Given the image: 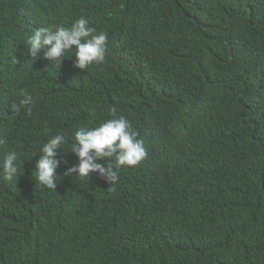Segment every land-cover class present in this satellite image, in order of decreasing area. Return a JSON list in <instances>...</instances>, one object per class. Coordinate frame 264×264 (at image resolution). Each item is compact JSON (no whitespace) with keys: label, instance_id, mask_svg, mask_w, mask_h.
I'll return each instance as SVG.
<instances>
[{"label":"trees","instance_id":"1","mask_svg":"<svg viewBox=\"0 0 264 264\" xmlns=\"http://www.w3.org/2000/svg\"><path fill=\"white\" fill-rule=\"evenodd\" d=\"M81 16L102 63L32 61L35 29ZM113 109L146 158L112 186L65 176L75 131ZM56 135L54 191L34 170ZM0 140L23 162L0 170V264H264V0H0Z\"/></svg>","mask_w":264,"mask_h":264},{"label":"clouds","instance_id":"2","mask_svg":"<svg viewBox=\"0 0 264 264\" xmlns=\"http://www.w3.org/2000/svg\"><path fill=\"white\" fill-rule=\"evenodd\" d=\"M95 33L89 27V21L81 16L75 20L70 27H41L35 29L27 39V54L34 62L37 59V51L44 48V59L54 62L59 66L65 59V53L72 52L74 65L79 69H87L93 63H102L105 59L107 34L103 31ZM69 56V57H71ZM20 105H13L12 112L19 113L24 107L28 114L31 113L33 98L23 93ZM101 122L98 126L89 128L78 127L74 133L75 142L71 146V152L78 158V163L66 170L65 176H77L88 179L92 173L107 180L112 186L119 180L118 169L126 166L140 164L147 155V150L142 139H138L139 133L132 128L130 121L124 116ZM63 135H56L47 140L40 149L41 154L35 162V181L40 185L56 191L57 181L61 178L56 169L60 163H66L62 158L56 157L64 144ZM0 143H3L0 140ZM103 160L102 165L96 163ZM23 163V162H22ZM22 163L18 162L15 150L5 153L0 159V170L3 171L5 179L12 181L20 176Z\"/></svg>","mask_w":264,"mask_h":264}]
</instances>
